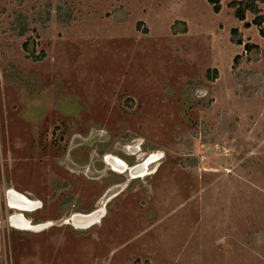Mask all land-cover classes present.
<instances>
[{
	"label": "rangeland",
	"instance_id": "rangeland-1",
	"mask_svg": "<svg viewBox=\"0 0 264 264\" xmlns=\"http://www.w3.org/2000/svg\"><path fill=\"white\" fill-rule=\"evenodd\" d=\"M231 1L0 0V264H264V37Z\"/></svg>",
	"mask_w": 264,
	"mask_h": 264
},
{
	"label": "bare ground",
	"instance_id": "bare-ground-1",
	"mask_svg": "<svg viewBox=\"0 0 264 264\" xmlns=\"http://www.w3.org/2000/svg\"><path fill=\"white\" fill-rule=\"evenodd\" d=\"M119 162L124 165V166L120 167L121 170L124 171L125 166L127 167V164H125V161H123L121 159H119ZM147 164H148V162H145V163H141L140 165L133 166L132 168H130L129 171L131 172L133 177L134 176L140 177L141 175H145V170H146ZM14 194H16V196H14L15 201H11V206L14 208H19L22 211L23 210L27 211V210H36V209H38V207L41 206L40 201L32 200L28 196H26L22 193H18L16 191H14ZM103 210H104V208H102L101 211H95V212L86 214V215H88V218H91L90 222H88L87 225H81L80 227L85 228V227H88L89 225L91 226L92 224H95L100 219V217H102L101 213ZM75 215H84V214H75ZM13 218H14V223L19 228L20 227L21 228H29V229L33 228V229H35V231H36V229H39V230L42 229L43 230V228H46V227L52 225L51 221H47V222H44L42 224L35 225L32 223L31 220L27 219L23 214L13 215L11 218V221Z\"/></svg>",
	"mask_w": 264,
	"mask_h": 264
},
{
	"label": "trees",
	"instance_id": "trees-1",
	"mask_svg": "<svg viewBox=\"0 0 264 264\" xmlns=\"http://www.w3.org/2000/svg\"><path fill=\"white\" fill-rule=\"evenodd\" d=\"M253 0H246V1H243V0H233L231 2H229V6L232 7L235 11V16L240 19V20H245L246 19V12L248 10H250L251 12H253L255 14V18L252 22H246L245 23V26L246 27H250L251 24H256L260 27V34L264 37V27L262 26V24L264 23V14L261 13V8L259 7V5L257 4V2H251ZM264 1V0H263ZM208 2L213 6V9L215 12H220L221 9H222V0H208ZM179 21V20H177ZM184 23V28L183 30H180L179 32H187L188 31V25L185 21H183ZM175 24H173V29L175 30L174 28ZM26 31L25 30H21L20 34H24ZM178 32V31H177ZM175 31V33H177ZM239 29L238 28H233L231 30V33H232V41L237 43V44H243L244 43V40L242 37L240 38H235V36L239 33ZM28 44L25 43V47H27ZM252 47H255V48H259L258 45H255V44H250V42H247L245 44V49L246 50H249L251 49ZM242 57L241 54H238L234 57V61H238L240 58ZM217 72V70H216Z\"/></svg>",
	"mask_w": 264,
	"mask_h": 264
},
{
	"label": "crops",
	"instance_id": "crops-1",
	"mask_svg": "<svg viewBox=\"0 0 264 264\" xmlns=\"http://www.w3.org/2000/svg\"><path fill=\"white\" fill-rule=\"evenodd\" d=\"M221 12V11H220ZM183 21H185V19H183ZM187 21V20H186ZM241 21H243V20H241ZM187 24H188V31L190 30V26H191V24H189L188 22H187ZM187 33V32H186Z\"/></svg>",
	"mask_w": 264,
	"mask_h": 264
}]
</instances>
